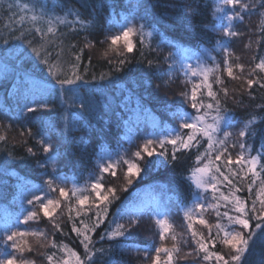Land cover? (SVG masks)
<instances>
[{
  "label": "snow or ice",
  "instance_id": "6c2138e0",
  "mask_svg": "<svg viewBox=\"0 0 264 264\" xmlns=\"http://www.w3.org/2000/svg\"><path fill=\"white\" fill-rule=\"evenodd\" d=\"M98 7L99 14L96 8L84 13L60 8L58 0H11L7 19L0 17L7 33L0 35V75L6 81L11 65L16 80L11 92L15 106L0 104V146L15 130L24 145L34 140L41 153L37 157L33 147H26V156L19 157L22 162L32 159L41 182L30 187L22 182L19 211L2 218L0 264H38L41 259L42 264H249L253 250L264 245V137L254 147L256 115L233 131L237 125L229 102L243 104L244 93L255 99L253 92L264 90V55L257 48L254 63L246 65L238 62L232 45L247 35L246 47L251 48L257 33L240 29L246 18H264V0H100ZM105 12L106 23H101ZM170 12L195 34L197 50L164 38L159 29L167 31L162 21L170 19ZM90 30H99L103 39L85 36L83 47L69 39ZM154 36L161 40L155 47ZM258 36L257 45L264 41V27ZM204 42L211 47H201ZM98 47L111 67L97 75L91 67ZM165 48L174 51L165 53ZM134 52L140 60L130 55ZM188 59L194 63H185ZM134 61L145 67L128 79L131 69H125ZM178 72L183 74V88L171 92L166 86ZM229 78L240 87L230 90ZM153 83L163 95H157L149 108L152 100L145 94L152 96ZM112 85L113 93L119 89L126 102L101 108L97 93ZM169 95L174 98L166 99ZM134 96L136 103L130 106ZM256 108L264 113V104ZM109 111L112 115L105 120ZM93 120L104 136L113 126L116 135L122 130L118 145L127 140L135 151L128 157L126 149L113 151L97 142L92 170L81 185L79 174L63 171L62 148L73 132L91 126ZM7 121L27 123L14 129ZM78 143L86 154L88 135ZM5 155L17 159L11 152ZM192 156L191 166H184V158ZM169 165L180 171L169 178L173 195L166 203L122 200L121 194L143 183L153 169ZM169 205L182 211L184 232H176ZM210 211L215 215L211 224L206 218ZM58 213L70 221L69 233L57 222ZM44 218L54 233L34 227ZM145 220L154 226L148 240L141 238ZM55 233L74 234L83 254L57 240Z\"/></svg>",
  "mask_w": 264,
  "mask_h": 264
},
{
  "label": "trees",
  "instance_id": "16d2710c",
  "mask_svg": "<svg viewBox=\"0 0 264 264\" xmlns=\"http://www.w3.org/2000/svg\"><path fill=\"white\" fill-rule=\"evenodd\" d=\"M11 2V0H0V17H3L4 19H7V7L8 4ZM23 2V0H22ZM51 2V0H50ZM60 8L65 7H72L79 9L81 12L87 13L88 11H91L92 8L97 9V13L99 14L102 10L99 9L100 0H58ZM82 5H87L90 7H81ZM57 14L62 15L63 13L58 9ZM170 19L167 21H162L164 23V26L167 28V31L164 30V28H160L159 30L163 33L164 38L167 40H172L174 43L180 44L182 47L185 48H191L194 51L196 49V38L195 34L192 32V30L187 26V24L180 22L177 20L174 12L169 13ZM107 19V13L105 12L101 23H106ZM176 20V23H173V21ZM260 27H264V18L259 16H252L251 18H246L244 25L241 26V31L247 33H250V30L252 32H256V35L252 36V46L251 48L246 47L248 45L249 40L246 36H242L240 38H236L235 43L232 45V50L235 52L236 56L240 57V63H245L248 65L252 61V57L255 54V50L258 48L259 55H264V41H261L259 45H257L256 41L259 39L258 36V29ZM151 29H147L146 31H150ZM0 35H7L5 31H3L2 24H0ZM85 36H87L88 40H94L96 38L103 39V35L99 30H90L89 32H81L79 35H75L70 37L69 39L72 42H75L78 44L79 47H83L86 43ZM147 43V38H146ZM152 46L155 47L157 44L161 43L160 38L153 37L151 39ZM211 47V44L208 42H204L201 44V47ZM141 50L144 49L143 46H141ZM87 51V50H86ZM165 53L168 51H174V49L171 48H165ZM102 52L101 48H97L93 51V64L91 67V72L95 74H99L100 72H108L109 68L111 66L107 65L106 60L100 55ZM135 56V60H140L141 57L135 54H130ZM212 55L216 56L217 54L215 52L212 53ZM217 59L219 60L220 57L217 56ZM192 60V59H188ZM187 61V60H185ZM85 64H87V60H85ZM30 67V66H29ZM145 66L141 63H136L134 61L133 64L129 65L125 71H128V69H131V76L128 77V79H131L132 76H135L138 72V70L144 68ZM47 75V73H44ZM8 79L5 81L3 75H0V104L5 105L6 107H14L15 106V100L13 99L11 92H12V85L16 83V80L13 78V71L11 65L8 67ZM115 76H124V73H115ZM177 79L173 82H170L166 87L171 92H178L183 88V85L181 81H183V74L178 72L176 73ZM36 79H40L39 76L35 77ZM118 84H124V80H118ZM156 83H159L157 81ZM227 86L229 89L233 88H239L240 83L239 81H231L229 78L227 82ZM115 86H109L106 88L103 92H98L97 97L100 101V107L102 108L104 104L111 102L113 107H116L117 104L123 105L125 101L124 97H121L119 89L113 93L111 90ZM154 90L156 89V84L153 83L151 86ZM113 95L115 97H118L119 99H113ZM160 95L162 96L163 93L159 92V90H155L151 97L146 93L145 99H151L152 103H149L147 106L149 108H152L156 104V96ZM105 96H107V100L105 99ZM253 96L249 97L247 93H244L243 95V104H233L229 102V107L232 109V115L234 116V122L236 123L237 127L234 129L235 131H238L239 128L243 127V122L250 118L251 115L257 116V131L258 135L256 138V141L254 142V147H259V143L261 140V137H264V122H261V118L264 117V113H261L259 109L256 108L257 104H264V90L256 89L253 92ZM174 97L169 95L166 97V99H173ZM136 97L134 96L131 105L134 106L136 103ZM58 111V106L53 109V112L51 114L52 118L54 119L56 117ZM111 112H108V115L104 116V119L107 120L111 116ZM49 117H45V119H48ZM8 123H13V128L17 129L23 124H26L27 122L24 121L23 124L20 121H7ZM96 121H92V125L85 128L80 129L72 133V139H70L69 142L65 143L62 151L65 153V157L62 162V169L64 172H66L69 176H72L74 173L79 174V183L82 185L85 180L87 179V173L89 170H92V163H91V153L92 149L95 148L97 151H99L98 143L102 142L105 143L111 150L113 151H119L121 149H126L128 151V157L131 156V153L135 151V145L129 144L127 140H121V143L118 145L117 140L119 138H122L124 133L121 130L118 135H116V129L115 126H113L112 131L109 135L104 136L98 129L95 128ZM31 126V125H29ZM9 141L6 145L0 146V168H3L5 171L0 172V224H2V218L5 216L15 215L19 211V194L22 190L21 184L22 182H27L28 187H30L32 184H39L41 181L37 179L39 176V170L36 169L35 164L33 163L32 159L29 158L28 160L22 162L19 157L26 156V147H33L34 151L37 152V157L41 156V153L39 151V148L35 146L34 140H29V143L27 145H24L21 142V138L18 136V133L13 130L9 133ZM88 135L90 139V147L88 149V152L86 154L81 153L80 146H79V137ZM203 150V149H201ZM6 152H11L12 156L17 157V159L13 160L5 155ZM192 159H194V156L191 157V159L185 157L182 161L184 166H191ZM7 163H4V162ZM180 171V170H176ZM176 171H173L171 168V165L168 166V168H159V169H153L151 174L149 176L144 177L143 183H140L138 185L134 184L131 189H129V192L122 193V200H124L126 197L128 198H137L138 200H144V201H156V196L162 195L163 201L166 203L168 201V197L173 195V192L168 190L170 188L169 185V178L173 175H176ZM120 173L118 172V176ZM106 180H108L109 183L113 182L109 180V178L106 177ZM119 182H122V177ZM186 187V185L184 186ZM25 192H27V188L24 189ZM242 195H247L246 193H241ZM120 201L117 202L116 205L113 206L111 211H115L116 206L120 205ZM172 207V210L177 211L174 213L175 217L172 215V220L175 221V229L176 232L182 233L184 232L185 227V221L183 219V213L182 211L174 206L169 205ZM91 215V213L89 214ZM210 214L206 215V218ZM57 222L61 224V227L63 228L64 233H69L70 231V221H68L66 216H61L59 213L57 214ZM214 216V215H213ZM182 217L181 220H178L176 218ZM83 218V217H81ZM212 218H208L209 223L215 222V217L213 220ZM149 220H145L143 225V235L142 239L148 240L152 238L153 233H151V228L149 225ZM38 230L46 231L47 233L51 234L54 233V229L52 228L50 222L47 221V218H44L38 225H34ZM103 227V226H102ZM100 231V230H98ZM57 240H62L64 243L69 244L70 247L76 248L77 251L82 253V248L78 246V241L74 239L73 236H63L59 233H55ZM179 238V236H178ZM94 239H98V236H94ZM106 246V245H104ZM219 247V245H218ZM41 251H51V249H41ZM249 264H264V245L258 244L257 247L253 250V255L249 258ZM38 264H42L41 261H38Z\"/></svg>",
  "mask_w": 264,
  "mask_h": 264
},
{
  "label": "rangeland",
  "instance_id": "374dc122",
  "mask_svg": "<svg viewBox=\"0 0 264 264\" xmlns=\"http://www.w3.org/2000/svg\"><path fill=\"white\" fill-rule=\"evenodd\" d=\"M190 63H194V60H191ZM233 131H235V130L233 129ZM157 197H160V198L162 197V198H163L162 195H161V196L158 195ZM162 198H161V199H162ZM161 202L164 203V201H161ZM175 212H177V211L172 210V215H173L174 217H175V215H174ZM208 214H210V215L207 217V219H208V218H212L211 220H213L214 217H215L214 212H211V211H210ZM206 215H207V214H206ZM213 215H214V216H213ZM176 219L181 220L182 217H179V218H176ZM173 222H174V224H175V221H174V220H173ZM149 225H150V228H151V231H150V232L153 233V232H154V226L151 224V222H149Z\"/></svg>",
  "mask_w": 264,
  "mask_h": 264
}]
</instances>
